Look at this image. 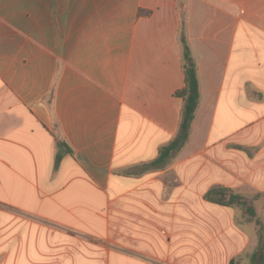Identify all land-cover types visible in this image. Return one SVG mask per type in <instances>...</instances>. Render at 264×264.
I'll return each instance as SVG.
<instances>
[{
    "label": "crops",
    "instance_id": "0c3cea01",
    "mask_svg": "<svg viewBox=\"0 0 264 264\" xmlns=\"http://www.w3.org/2000/svg\"><path fill=\"white\" fill-rule=\"evenodd\" d=\"M183 35L200 104L154 165ZM96 238L108 264H264V0H0V264H94Z\"/></svg>",
    "mask_w": 264,
    "mask_h": 264
},
{
    "label": "trees",
    "instance_id": "16d2710c",
    "mask_svg": "<svg viewBox=\"0 0 264 264\" xmlns=\"http://www.w3.org/2000/svg\"><path fill=\"white\" fill-rule=\"evenodd\" d=\"M182 43L184 45L183 68L185 86L175 93L176 97L184 101L180 130L176 138L161 151V156L154 165L164 164L172 153H178L186 146L190 139L192 125L200 104L201 89L198 66L184 35L182 36ZM205 198L212 203L226 207H232L236 203L242 205L239 195H233L229 190L222 187L210 190Z\"/></svg>",
    "mask_w": 264,
    "mask_h": 264
},
{
    "label": "rangeland",
    "instance_id": "374dc122",
    "mask_svg": "<svg viewBox=\"0 0 264 264\" xmlns=\"http://www.w3.org/2000/svg\"><path fill=\"white\" fill-rule=\"evenodd\" d=\"M238 195L241 196V200H245L248 201L249 205L251 202H254V200H256L258 197L261 196V194H258L256 191H248V190H241L239 191ZM248 200H247V199ZM235 206H237L239 210V212H247L246 208L248 207L246 204L245 205H238L236 204ZM251 207V206H250ZM237 224L239 225V227L241 226L242 223H240V221L237 222ZM256 225V231H257V236H261L262 232L259 229V222H255L254 223ZM249 232L251 233V227H248ZM261 238L259 240V247L261 246ZM113 245H117L118 244H114L106 239L103 238H96L95 240V247H94V259H95V263L94 264H108V248L113 246ZM113 256V255H112Z\"/></svg>",
    "mask_w": 264,
    "mask_h": 264
}]
</instances>
